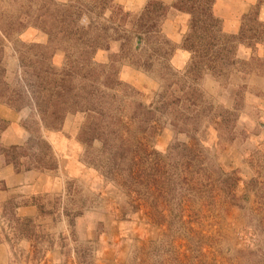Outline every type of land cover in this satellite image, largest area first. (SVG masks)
I'll use <instances>...</instances> for the list:
<instances>
[{
    "label": "rangeland",
    "instance_id": "1",
    "mask_svg": "<svg viewBox=\"0 0 264 264\" xmlns=\"http://www.w3.org/2000/svg\"><path fill=\"white\" fill-rule=\"evenodd\" d=\"M216 4L0 0V160L48 189L0 264H264V0Z\"/></svg>",
    "mask_w": 264,
    "mask_h": 264
},
{
    "label": "crops",
    "instance_id": "2",
    "mask_svg": "<svg viewBox=\"0 0 264 264\" xmlns=\"http://www.w3.org/2000/svg\"><path fill=\"white\" fill-rule=\"evenodd\" d=\"M163 1L171 4L174 0ZM229 1H233L234 4H236V6L234 5L235 7L233 10L228 7ZM255 4L256 0H217L216 8L222 18H225L226 16H235L237 22H241V17H246L245 15H248L253 10L252 8L255 6ZM262 11H264L263 7L261 8V12ZM174 16H177V14L173 12V16L166 19V21L164 22L165 29L173 27L172 25H174V22L170 19ZM0 114L3 116H9L8 118L12 119L14 122L12 124L16 123V125L19 126L20 120H18V118L20 115L17 112L12 111L8 108L1 107L0 105ZM13 128L14 125H11V127L8 128L9 130L7 129V131L3 133L0 140L1 142L6 145L20 144V142L15 141L16 134H13L12 130L15 129ZM46 179L47 178L45 177V174L36 171L18 173L17 171H15L12 165H6L2 160H0V201H2V199L11 198L12 194H27L30 196L34 193V189L39 188L40 186L42 187V192H45L48 190L45 189ZM1 204L2 203L0 202V206ZM33 211L34 209L31 205H21L19 207V213L24 216L33 215Z\"/></svg>",
    "mask_w": 264,
    "mask_h": 264
},
{
    "label": "trees",
    "instance_id": "3",
    "mask_svg": "<svg viewBox=\"0 0 264 264\" xmlns=\"http://www.w3.org/2000/svg\"><path fill=\"white\" fill-rule=\"evenodd\" d=\"M172 7H177V9H179V10H183L182 8H180V7H178V1L175 3V4H173V6ZM190 12H191V15L193 16L195 13H193L191 10H189ZM207 11H209V9H207ZM161 17V16H160ZM165 17V14H163L162 15V21H163V18ZM3 31V33H4V36L6 37V38H9L10 40H11V35H10V30H2ZM258 39V38H257ZM55 91V93H54V95L57 97V102H59V99L62 97V91H61V89H59V88H57V90H54ZM11 100H13V101H15V102H9V104H11V105H16V101L17 100H15L14 98H10ZM1 100V99H0ZM16 149V148H15ZM159 161H161V159H159ZM149 163V162H148ZM153 165H154V168L152 169V168H150L149 170L150 171H152V173H155L156 171H157V169H156V167H155V164L154 163H152ZM159 168H161V167H159ZM152 175H156V174H152Z\"/></svg>",
    "mask_w": 264,
    "mask_h": 264
}]
</instances>
